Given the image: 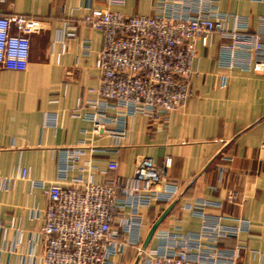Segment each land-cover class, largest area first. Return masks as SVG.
Segmentation results:
<instances>
[{
	"label": "crops",
	"instance_id": "obj_1",
	"mask_svg": "<svg viewBox=\"0 0 264 264\" xmlns=\"http://www.w3.org/2000/svg\"><path fill=\"white\" fill-rule=\"evenodd\" d=\"M159 1H0V15L28 18L30 41L25 70L0 68V178L6 179L0 185V264H27L39 253L35 235L47 197L38 184L57 181L65 154L81 142L83 153L65 182L77 176L95 183L126 179L139 157L156 166L171 159L165 181L177 186V195L141 209L140 245H124L117 264H134L155 222L145 248L156 246L160 231H200L202 218L192 211L197 203L214 204L204 211L237 231L218 242L238 249L235 264H264V70L247 67L240 51L232 58L224 53L229 38L217 32L207 46L197 45L191 96L166 122L134 115L94 133L85 117L98 98L102 36L83 24V16L90 7L152 15ZM169 1L182 11L227 15L229 29L239 17L246 28L237 31L259 32L264 43V0ZM72 25L74 36L66 37ZM254 62L253 56L249 65ZM106 114L115 115L112 109ZM21 169L27 177H19Z\"/></svg>",
	"mask_w": 264,
	"mask_h": 264
},
{
	"label": "built area",
	"instance_id": "obj_2",
	"mask_svg": "<svg viewBox=\"0 0 264 264\" xmlns=\"http://www.w3.org/2000/svg\"><path fill=\"white\" fill-rule=\"evenodd\" d=\"M228 19L223 14L182 11L169 0L157 2L152 15L90 7L82 22L102 36L96 60L98 98L89 103L94 111L85 113L92 120L93 132L98 133L107 124L122 125L126 117L134 115L166 122L171 112L183 109L192 93L191 80L197 74L196 47L207 46L217 32L231 40L224 46V53L232 58L240 51L242 59L248 61L247 67L264 70L261 34L237 31L246 26L245 20L236 16V26L229 29ZM27 23L23 15H0V68H27ZM69 28L64 32L66 37L74 36L75 27ZM108 109L115 115H107ZM83 145L81 142L65 154L57 181L38 184L47 205L35 235L39 253L27 264H117L115 259L124 245H140L141 209L153 202H168L178 193L175 184L165 181L171 166L169 157L161 166L139 157L133 175L126 179L117 175L95 183L77 176L65 182V173L83 153ZM108 165L114 168L117 162L110 160ZM19 177H27L25 169L20 170ZM5 180L0 178L1 186ZM207 205L214 206L197 203L192 208L202 218L200 231L157 232L156 246L139 248L135 264H235L238 249L221 248L218 242L235 236L237 231L224 225L220 217L206 213Z\"/></svg>",
	"mask_w": 264,
	"mask_h": 264
},
{
	"label": "water",
	"instance_id": "obj_3",
	"mask_svg": "<svg viewBox=\"0 0 264 264\" xmlns=\"http://www.w3.org/2000/svg\"><path fill=\"white\" fill-rule=\"evenodd\" d=\"M156 222L151 226V228H150V230H149V232L147 233V235H146V237H145V239H144V241H143V243H142V248H145L146 247V245H147V243H148V241H149V239H150V237H151V235H152V233H153V231H154V229H155V227H156ZM134 264H135V262H134Z\"/></svg>",
	"mask_w": 264,
	"mask_h": 264
}]
</instances>
